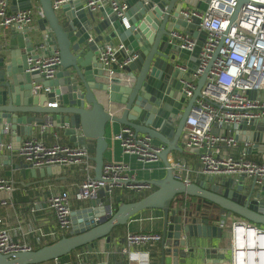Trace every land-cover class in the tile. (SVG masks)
<instances>
[{
	"label": "water",
	"instance_id": "water-1",
	"mask_svg": "<svg viewBox=\"0 0 264 264\" xmlns=\"http://www.w3.org/2000/svg\"><path fill=\"white\" fill-rule=\"evenodd\" d=\"M34 1L42 11L37 26L21 30L22 48H11L0 55V142L6 134L5 125L12 134L19 136L28 125L40 127L51 122L67 137L68 144L86 148L92 155L94 177L98 179L104 153L110 145L107 128L116 123L164 144L160 158L168 167L167 155L178 145L185 120L205 80L204 73L190 98L181 93L179 80L196 67L206 33L197 31L198 21L187 23L179 12L187 6L205 10L209 0H121L127 5L122 17L114 15L109 6L91 11L84 6L85 0H68L57 10L52 8L53 0H10V9H29L35 7ZM245 1L237 0L231 20ZM173 29L197 37L192 52L179 50L169 43V32ZM1 30L0 27V34ZM114 39L124 49L116 53L114 62L104 67L97 60L98 49L105 42L113 44ZM38 44L44 45L40 52L58 50L60 65L53 79L43 80L38 72L27 71V55ZM189 55L194 62L188 63L190 69L183 73L176 66L181 63L179 57ZM216 55L217 50L208 68ZM125 59L127 63L119 66ZM33 81L41 82L49 90L32 93ZM248 94L254 97L255 91ZM239 127L249 131L246 138L237 136L239 140L248 139L264 145V119L241 123ZM24 166L32 168L26 163ZM238 179L236 189H247V194L230 190L228 185L235 184L232 179L224 180L223 186L214 184L219 179L212 176L209 177L214 182L211 186L201 182L186 185L166 169L163 179L150 181L156 189L138 200L122 202L115 209L110 201L104 202L103 197L109 194L99 189L88 206L71 212L68 235L36 249L0 253V264H41L57 261L76 249L96 250L100 241L109 244L118 226L127 224L146 209L160 210L163 218L162 238L153 262L192 264L189 258L193 257L181 251L185 241L180 242L179 235L185 238L219 236L221 230L216 222L222 216H237L264 226V201L253 199V185L243 186L244 177ZM261 191L264 196V186ZM179 195L197 197L201 199V206H210L214 212H190L185 208L177 212L172 203ZM120 200L117 196L116 201ZM98 202L103 206L98 207ZM80 213L83 219L77 221L75 214ZM205 253L208 257L210 248H205ZM224 258L223 253L217 256L220 263Z\"/></svg>",
	"mask_w": 264,
	"mask_h": 264
},
{
	"label": "built area",
	"instance_id": "built-area-1",
	"mask_svg": "<svg viewBox=\"0 0 264 264\" xmlns=\"http://www.w3.org/2000/svg\"><path fill=\"white\" fill-rule=\"evenodd\" d=\"M10 0H0V27L15 26L22 30L29 25L36 14L42 17L39 7L9 10ZM68 0H53L52 8L59 9L63 2ZM84 6L97 11L109 6L112 13L122 17L127 5L121 0H85ZM237 6V0H209L205 10L197 8L181 9L179 14L187 23L198 21L197 31L206 33L203 44L197 55L198 62L194 69L186 63L177 64V68L185 73L181 77V93L186 98L193 94L198 79L205 73V80L198 96L183 125L179 146L182 151L194 154L197 157V168H193L185 160L169 161L166 169L173 177L184 184L201 182L211 186L214 182L209 177L219 179L217 184L232 179L235 184L228 188L237 194H247L248 191L236 189L239 177L243 176V186L253 185L251 197L257 201L264 198V153L258 160L247 157L248 150H252L256 142L239 140L238 137H248L247 129L240 128L241 123L248 124L251 120L264 119V0H246L238 10L236 17L231 20ZM197 37L192 34L173 29L169 32V43L176 45L179 50L192 52L196 46ZM43 44L36 45L28 53L27 71L38 72L43 80L53 79L60 65V56L57 49L49 53L40 52ZM124 49L121 43L105 44L98 49L97 60L108 67L115 61L118 51ZM217 55L208 68L213 53ZM123 60L119 66L127 63ZM208 68V70H207ZM41 82H32V93L48 91ZM255 91L250 97L248 92ZM4 133L8 126H4ZM50 131V122L41 126V132ZM113 140L120 143L122 151L135 156L142 164L157 162L165 146L155 144L153 139L133 129L122 126L120 131L113 135ZM242 143L241 150L236 153L238 144ZM3 151L12 152L32 168H41L51 165H83L85 174L73 192L59 190L48 198V206L54 213L58 230L62 234L71 230L70 202L74 200H88L96 197L97 191L103 189L111 196L116 189H128L135 192L149 190L152 184L145 180H138L129 165L123 161H106L103 163L100 178H95L92 155L86 148L72 146L56 141L47 144L40 138L28 137L22 140L17 148L12 144L0 142V155ZM226 188L225 186L223 187ZM15 189L14 183L0 176V192L10 196ZM244 192V193H243ZM256 194V195H255ZM5 199L0 205H5ZM2 215L0 214V224ZM217 227L226 231L228 235V257L223 264H264V226L252 224L240 217L222 216ZM161 232H127L124 236L125 245L121 252L131 255L135 247L159 243ZM30 247L22 242L13 240L9 230L0 228V253L11 254ZM70 264H96L76 259Z\"/></svg>",
	"mask_w": 264,
	"mask_h": 264
},
{
	"label": "crops",
	"instance_id": "crops-1",
	"mask_svg": "<svg viewBox=\"0 0 264 264\" xmlns=\"http://www.w3.org/2000/svg\"><path fill=\"white\" fill-rule=\"evenodd\" d=\"M33 3L35 8L38 7L36 1ZM10 4L9 1V10L12 11L10 9ZM185 8L194 7L187 6ZM97 15L100 17L99 12ZM38 18L39 17L34 14L27 28L33 29L36 27ZM113 43L117 44L119 41L114 39ZM103 44L105 45L108 43L105 42ZM23 46L24 42L22 41V32L20 30L13 25L2 28L0 34V55L8 49L22 48ZM179 61L186 64L194 62V60L191 59V55L186 56V58L179 57ZM92 63L90 64L92 65ZM96 78L99 79L100 77L97 76ZM97 92L100 91L97 90ZM185 104L186 103H184V106ZM121 127L122 125L120 124L111 123L110 127L107 128V138L110 145L104 153V162L114 160L127 163L138 180L150 182L163 179L166 176V167L161 158L157 162L142 164L136 160L135 156L124 153L120 143L112 139L113 135L118 133ZM32 136L42 139L47 144L56 141V139L68 144L67 137H65L58 128L53 127L51 122L50 131L41 132V126L28 125L22 135H14L8 130L1 138L3 142L12 144L14 148L25 138ZM153 143L159 144L154 140ZM178 147L179 143L168 153L167 159L169 161L182 159L194 169L197 168V157L194 154L182 151ZM241 148L242 143H239L236 153H238ZM263 153L264 145L262 143H255L253 149L248 150L247 157L258 160ZM24 165V161L15 156L12 152L3 151L0 155V176L11 180L15 187L10 196L6 193V195L0 193V200L5 199L7 202L5 205H0V214L2 215L0 228L9 230L13 240L27 244L30 249H36L49 242H54L63 235L69 233L62 234L59 232L56 218L49 208L47 200L50 195L59 190L73 192L74 188L83 178L85 170L83 165H51L34 169L27 168ZM92 174L94 175L93 171ZM156 188L157 187L152 184L148 192L142 190L144 192L140 191L138 194L135 192L129 194L116 189L111 196H104L103 198L104 202L110 201L113 207L114 204L116 206L124 202V199L136 197L140 195L141 192L143 193L141 195L145 196ZM244 191H247V189H244ZM117 196L121 197L119 202L116 201ZM184 199H186V197L181 200ZM90 200L91 199L79 201L72 198L70 202L71 212H76L88 206ZM260 200H264V198L261 197ZM97 206H103L102 202H98ZM201 211L204 213L208 212L207 209H202ZM78 215L75 214V219L77 221L79 218L83 219V213ZM162 223L163 218L161 211L157 209L143 210L133 216L127 224L118 226L111 236L109 244L100 241L97 244L96 250L88 251L85 248L76 249L57 261L51 260L41 264H70V262L76 259L85 262H94L96 264H150L152 258H154L159 251L160 242L135 247L134 250H132V254L129 256L121 252V249L125 245L124 236L127 232H161ZM178 238L180 242L185 241V245L181 251L188 255V257L190 255L193 257L189 258L192 264H223L217 260L218 254H225L224 260L228 257V235L224 230L221 231L219 236L217 235L215 237L185 238L184 235L181 234ZM205 248H210L208 257L206 256Z\"/></svg>",
	"mask_w": 264,
	"mask_h": 264
},
{
	"label": "trees",
	"instance_id": "trees-1",
	"mask_svg": "<svg viewBox=\"0 0 264 264\" xmlns=\"http://www.w3.org/2000/svg\"><path fill=\"white\" fill-rule=\"evenodd\" d=\"M143 195H138L136 197H133V198H130V199H124V202H130V201H134V200H138L140 198H142ZM184 200H181L182 198H185ZM179 198H180V201H179ZM117 207V205L115 206V208ZM172 207H175L178 212V210H181V209H186L187 211H190V212H196V211H201L202 209H210V206H201V199L197 198V197H191V196H183V195H179L172 203ZM114 208V209H115ZM201 208V209H200ZM200 209V210H199ZM160 211V210H159ZM202 212V211H201ZM68 235V234H66ZM49 243H52V242H49ZM48 243V244H49ZM65 257V256H63ZM61 257V258H63Z\"/></svg>",
	"mask_w": 264,
	"mask_h": 264
},
{
	"label": "rangeland",
	"instance_id": "rangeland-1",
	"mask_svg": "<svg viewBox=\"0 0 264 264\" xmlns=\"http://www.w3.org/2000/svg\"><path fill=\"white\" fill-rule=\"evenodd\" d=\"M176 142V141H175ZM119 191H123V192H126V193H129V194H133L135 191H132V190H128V189H118ZM144 191H149V190H144ZM144 191H142V192H144ZM140 193V195L141 194H143V193ZM135 193H139V192H135ZM115 208V204H114V206H113V209ZM237 216H234V218H236ZM67 233V232H66ZM150 264H155L154 262H153V260L151 261V263Z\"/></svg>",
	"mask_w": 264,
	"mask_h": 264
},
{
	"label": "flooded vegetation",
	"instance_id": "flooded-vegetation-1",
	"mask_svg": "<svg viewBox=\"0 0 264 264\" xmlns=\"http://www.w3.org/2000/svg\"><path fill=\"white\" fill-rule=\"evenodd\" d=\"M208 211H211V212H214V210L212 208L210 209H207ZM201 213H204V212H201Z\"/></svg>",
	"mask_w": 264,
	"mask_h": 264
}]
</instances>
